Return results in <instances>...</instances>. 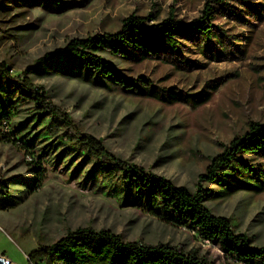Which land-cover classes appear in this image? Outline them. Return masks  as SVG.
I'll return each instance as SVG.
<instances>
[{"label": "rangeland", "instance_id": "1", "mask_svg": "<svg viewBox=\"0 0 264 264\" xmlns=\"http://www.w3.org/2000/svg\"><path fill=\"white\" fill-rule=\"evenodd\" d=\"M38 1L0 0V67L13 76L34 75L28 69H34L38 58L65 47L71 39L118 31L131 14L190 24L202 16L208 0ZM212 23L223 34L226 47L215 41L199 47L198 40L189 36L183 40L184 63L142 60L138 53L127 59L107 55L126 76L150 79L165 96L171 88L183 95L208 94L209 100L202 104L187 100L170 104L60 75H37L34 83L113 153L196 191L198 175L211 159L243 135L249 123H264V0H228L223 9L215 7ZM41 125L30 136L38 153L44 144L54 148L58 141L43 140ZM19 126L13 122L14 129ZM53 148L45 157L43 185L28 194L35 166L29 170L20 146L0 143V179H6L7 186L0 195V256L11 263L31 264L32 250L90 226L111 229L126 240L167 243L212 264H244L189 228L82 186L61 167L63 160ZM256 165L264 169V160ZM17 177L23 182L16 183ZM207 186L215 190L214 185ZM206 203L215 214L229 218L238 232L246 233L252 246L264 245V193L241 191L220 198L214 191Z\"/></svg>", "mask_w": 264, "mask_h": 264}, {"label": "trees", "instance_id": "2", "mask_svg": "<svg viewBox=\"0 0 264 264\" xmlns=\"http://www.w3.org/2000/svg\"><path fill=\"white\" fill-rule=\"evenodd\" d=\"M227 4L228 0H208L202 16L190 24L173 18L155 22L150 16L131 14L122 20L116 32L74 38L65 47L38 58L34 69H28L34 75L13 76L8 68L1 66L0 127L5 125L7 132L0 135V143L18 145L32 157L27 161L30 171L35 166L32 190L28 194H34L43 185L48 170L45 157L49 148H53L52 143L44 144L38 153L31 142L30 136L40 123L42 139L58 140L53 149L59 160H63L61 167L80 179L78 183L82 186L94 188L121 205L146 210L174 226L189 228L235 261L264 264V245L252 246L246 233L238 232L229 218L215 214L206 203L214 191L220 198L241 191L264 193V169L256 165L259 159L264 160V123L251 122L243 135L233 138L222 153L211 159L205 172L198 175L197 190L192 191L113 153L101 138L83 131L66 111L50 100L43 87L34 83L37 75H60L97 88L152 97L170 104L183 100L202 104L209 100L208 94L183 95L181 90L171 88L165 96L150 79L134 80L126 76L107 55L127 59L138 53L142 60L184 63L181 61L183 40L189 36L198 40L199 47H208L213 41L226 47L223 34L212 22L215 7L223 9ZM14 121H18V128L12 127ZM23 180L15 179L16 183ZM207 185H214L215 190ZM6 188V179H0V195ZM28 259L31 264H212L196 253L167 243L151 245L126 240L111 229L97 230L90 226L78 227L51 244L40 245Z\"/></svg>", "mask_w": 264, "mask_h": 264}, {"label": "built area", "instance_id": "3", "mask_svg": "<svg viewBox=\"0 0 264 264\" xmlns=\"http://www.w3.org/2000/svg\"><path fill=\"white\" fill-rule=\"evenodd\" d=\"M6 132H7L6 126L5 125L1 126L0 127V135H2L3 133H6ZM26 159H27V161H31L32 157L30 155H27Z\"/></svg>", "mask_w": 264, "mask_h": 264}, {"label": "water", "instance_id": "4", "mask_svg": "<svg viewBox=\"0 0 264 264\" xmlns=\"http://www.w3.org/2000/svg\"><path fill=\"white\" fill-rule=\"evenodd\" d=\"M0 264H13V263H11V261H9L8 259L0 256Z\"/></svg>", "mask_w": 264, "mask_h": 264}]
</instances>
